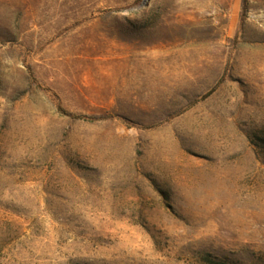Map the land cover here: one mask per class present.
<instances>
[{
  "label": "rangeland",
  "instance_id": "374dc122",
  "mask_svg": "<svg viewBox=\"0 0 264 264\" xmlns=\"http://www.w3.org/2000/svg\"><path fill=\"white\" fill-rule=\"evenodd\" d=\"M245 10L0 0V264H264V0Z\"/></svg>",
  "mask_w": 264,
  "mask_h": 264
},
{
  "label": "trees",
  "instance_id": "16d2710c",
  "mask_svg": "<svg viewBox=\"0 0 264 264\" xmlns=\"http://www.w3.org/2000/svg\"><path fill=\"white\" fill-rule=\"evenodd\" d=\"M243 3H244V12H246L245 9L247 8L248 0H243ZM211 94H212V91L207 93L203 98H207ZM58 111L60 114H62L64 116H68L71 119L83 120V121H89V122L96 121V120H102V119L105 120V119H109V118L113 117V116H89V115H83V114H75V113H72V112L65 110L62 107H59ZM258 140L262 142V143H258V144H261L260 146H263V148H264V137H258ZM214 264H228V263L219 262V263H214Z\"/></svg>",
  "mask_w": 264,
  "mask_h": 264
}]
</instances>
